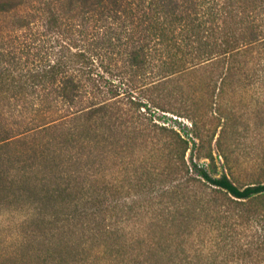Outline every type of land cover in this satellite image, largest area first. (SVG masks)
I'll list each match as a JSON object with an SVG mask.
<instances>
[{"label":"trees","instance_id":"16d2710c","mask_svg":"<svg viewBox=\"0 0 264 264\" xmlns=\"http://www.w3.org/2000/svg\"><path fill=\"white\" fill-rule=\"evenodd\" d=\"M12 15L22 31L0 26V183L13 182L6 151L21 145L37 213L75 235L70 264H222L190 239L205 224L232 232L264 211V181L230 177L220 145L229 118L217 104L230 87L264 86V0H0V24ZM184 79L217 90L213 110L188 118L223 120L216 143L229 173L188 164L189 141L134 96ZM157 135L168 180L152 170ZM111 167L121 177L107 179ZM135 209L148 227L122 233L112 215ZM261 220L263 232L242 249L256 262Z\"/></svg>","mask_w":264,"mask_h":264},{"label":"rangeland","instance_id":"374dc122","mask_svg":"<svg viewBox=\"0 0 264 264\" xmlns=\"http://www.w3.org/2000/svg\"><path fill=\"white\" fill-rule=\"evenodd\" d=\"M16 18L17 15H12L5 21L2 20V32L22 31L15 28ZM8 35L6 41L9 39ZM252 63L249 62V65ZM203 82L195 79L192 83L184 79L181 84L173 82L152 91L136 90L134 96L147 104L141 108L147 115L159 124L174 127L189 141V149L185 153L188 164H191L192 158L193 162L200 165L216 167L218 174L229 173L224 168L216 143L223 120L208 116L192 126L188 118L194 113H209L216 107L213 101H216L217 90L212 92ZM221 96V99L218 97L220 100L217 104L222 105L229 120L227 126L224 124L220 145L221 150L229 156L233 167L230 177L238 185L264 181V86L230 87ZM150 99L155 101L156 106L149 102ZM148 139L150 141V137ZM143 140H139L141 149L136 156L144 155ZM163 141L164 138L159 135L154 137L156 146H163ZM21 150H24L23 147L18 145L6 151L11 161H6L3 166L13 182L0 183V264H57L61 255L67 261L65 264H70L71 238L74 240L75 235L71 236L70 227L63 229L59 224L47 223L37 213L35 203L28 197L33 184L24 182V153ZM209 152L212 153L213 162L203 157ZM152 155V170L158 175L164 171L158 177L168 180V150L161 147ZM197 155L200 157L197 158ZM106 172L109 180L122 175L115 167L108 168ZM121 194L122 199H125V194ZM232 208L235 209L234 205ZM247 209L252 211L260 209V206L256 203ZM263 213L262 210L257 220L250 219L246 224L233 225L232 232H227L229 226L223 228L222 223L218 229L215 223L205 224L199 234L193 235L190 240L194 244L201 243L206 252L213 251L217 260L223 261L222 264H264L263 260L256 262L250 255L244 256L242 251L263 232ZM118 217L121 218L122 233H136L137 230L148 227L147 213L142 209L131 212L125 210L117 215L114 213L112 222Z\"/></svg>","mask_w":264,"mask_h":264}]
</instances>
